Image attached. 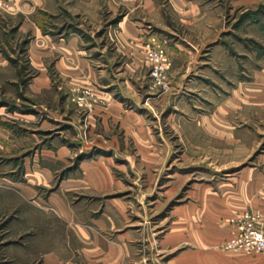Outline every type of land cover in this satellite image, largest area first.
I'll return each mask as SVG.
<instances>
[{
  "label": "rangeland",
  "instance_id": "obj_1",
  "mask_svg": "<svg viewBox=\"0 0 264 264\" xmlns=\"http://www.w3.org/2000/svg\"><path fill=\"white\" fill-rule=\"evenodd\" d=\"M263 160L264 0H0V264H217Z\"/></svg>",
  "mask_w": 264,
  "mask_h": 264
},
{
  "label": "crops",
  "instance_id": "obj_2",
  "mask_svg": "<svg viewBox=\"0 0 264 264\" xmlns=\"http://www.w3.org/2000/svg\"><path fill=\"white\" fill-rule=\"evenodd\" d=\"M5 135H6V133H5ZM227 141H228V143H232L233 145L235 144V141H237L233 131L231 132V134H228ZM263 165H264V160H263ZM26 174H27V176L33 177V179L38 183L43 181L42 178L44 179L43 171H41V170L35 169L34 173L32 171L30 172L27 170ZM257 183L259 186L258 191L260 193V199H258V198L254 199V196H256V194L253 193V190H255V189L254 188L251 189L250 187H255V186H251L252 185L251 184L249 187L250 189L249 188L247 189V191H249V192H248L246 198L243 200L244 203L237 202V199L235 200L234 204L232 205V207L236 208L235 210L242 209L243 207L246 206L247 201H251V203L254 207H257L258 209L262 210L263 216H264V166H263V178H261L260 181ZM233 199L231 200L232 203H233ZM236 212H238V211H236ZM229 213H230L229 211H224V212H221L220 214H221V216H224V215H227ZM234 232H235V230H234ZM229 238H230V235L228 232L221 233V236H220V234H218V236H216V234L215 235L213 234L211 241L217 243L219 241L227 240ZM216 255H217V257H214L213 260L215 262H217V264H264V254L262 257H258V258H251L247 255H238V254H234V253H231V254L217 253ZM57 260L53 259L51 261V263H49V264H57L56 263Z\"/></svg>",
  "mask_w": 264,
  "mask_h": 264
},
{
  "label": "built area",
  "instance_id": "obj_3",
  "mask_svg": "<svg viewBox=\"0 0 264 264\" xmlns=\"http://www.w3.org/2000/svg\"><path fill=\"white\" fill-rule=\"evenodd\" d=\"M227 246L234 253H264V216L245 212L235 225L234 237Z\"/></svg>",
  "mask_w": 264,
  "mask_h": 264
}]
</instances>
